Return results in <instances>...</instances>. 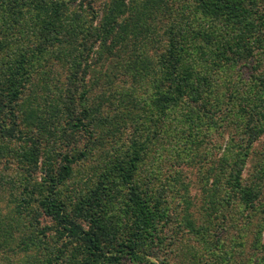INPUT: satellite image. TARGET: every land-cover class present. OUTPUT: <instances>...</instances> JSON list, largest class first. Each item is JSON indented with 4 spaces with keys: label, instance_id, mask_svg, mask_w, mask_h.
Wrapping results in <instances>:
<instances>
[{
    "label": "trees",
    "instance_id": "trees-1",
    "mask_svg": "<svg viewBox=\"0 0 264 264\" xmlns=\"http://www.w3.org/2000/svg\"><path fill=\"white\" fill-rule=\"evenodd\" d=\"M221 128L215 156L204 141ZM262 136L264 0H0V264L177 254L166 232L181 201L167 188L180 177L162 175L179 160L206 175L204 222L186 212L180 227L204 264H229L209 221L264 212V169L243 180Z\"/></svg>",
    "mask_w": 264,
    "mask_h": 264
},
{
    "label": "rangeland",
    "instance_id": "rangeland-1",
    "mask_svg": "<svg viewBox=\"0 0 264 264\" xmlns=\"http://www.w3.org/2000/svg\"><path fill=\"white\" fill-rule=\"evenodd\" d=\"M246 72L250 74V69H246ZM233 129L235 130V128ZM229 137L230 132L226 128H221L220 131H216L208 140L204 141V146L211 154L220 156L225 146L224 144ZM245 159L246 165L243 180L245 184H250L256 181L255 179L259 171L264 169V136L251 146ZM179 161L181 163L175 167L176 170L173 173L170 171L174 169L168 166L167 163L163 169L162 179L170 178L174 173H177L179 175L178 177H180L181 182H175L176 187H174L173 181L168 183L169 187L167 190L173 193L174 196L179 197L181 203L175 207L178 219L170 222L167 227L172 229L166 233H170V236L172 235L171 233H175L174 238L178 239V244L182 248L180 249L181 251L177 249L178 253L172 254L171 256L168 254L164 256V251H160V258L155 259L154 262L155 264H163L162 261L164 260L166 264H204L208 256H204L207 252L196 242L195 238H198V234L193 236L189 233V230L186 232L180 226L186 212L192 214V218L198 226L203 224L205 214L203 210V181H205L204 178L206 175L203 168H201V163H198L197 160L192 163L186 162L185 160ZM12 172L14 173V171ZM170 185L173 187V190L170 188ZM184 185H188V190L184 188ZM261 187V204H258L260 207L264 204V180L262 181ZM183 197H187L190 200L191 204L188 209L185 204L186 201H183ZM8 199L9 196L5 195L3 201L0 202V209L5 211L8 209ZM221 213L226 215L223 216ZM221 213H218V216H215V214L213 220L209 221L211 224L214 223L209 237L221 241L224 249H227L231 254H235L234 260H231L229 264H250V259L262 258L264 252L258 248L256 242L259 237V231L264 229V212L258 207L253 211H249L244 210L243 207L232 206L230 209H224ZM261 239L262 241L264 240V230ZM192 245L195 247L193 248ZM194 250L200 251L197 260L194 261L192 258L191 260L189 258L187 259L184 255L186 251L190 253Z\"/></svg>",
    "mask_w": 264,
    "mask_h": 264
}]
</instances>
